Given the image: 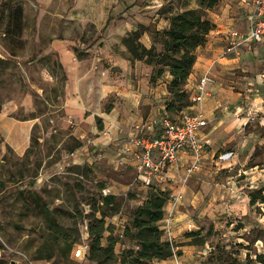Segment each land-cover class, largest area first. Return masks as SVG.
I'll use <instances>...</instances> for the list:
<instances>
[{
  "label": "rangeland",
  "instance_id": "374dc122",
  "mask_svg": "<svg viewBox=\"0 0 264 264\" xmlns=\"http://www.w3.org/2000/svg\"><path fill=\"white\" fill-rule=\"evenodd\" d=\"M132 1L0 0V111L19 121L34 122L29 147L22 157L0 144V264H90L85 259H72L71 251L78 245L87 247L85 229L91 217L104 213L109 224L112 216L131 212L138 201L134 194L147 192L140 185L141 191H137L133 177L121 181L119 170L105 162L70 165L65 172L58 169V165L70 164L64 156L81 141L70 135L76 126L62 109L71 68L66 61L64 65L58 62L57 54L67 60L65 52H53L52 45H70L68 49L78 59L97 56L95 49L104 22L107 16L114 17L118 5L124 11L135 5L138 13L148 12L145 6L150 0ZM157 2L162 5L155 4V13L199 5L198 0ZM223 2L219 0L206 16ZM252 51L241 62L246 66L247 81L264 74V51L257 56ZM260 78L264 80V76ZM259 90L264 96V88ZM248 122L250 129L242 130L241 135H247L257 124L256 119ZM95 124L99 127L100 121L96 119ZM257 133L259 140L251 142L255 150L243 156L241 165L264 162V131ZM110 182H122L127 187L113 196V204L98 205L102 188ZM254 190L243 188L239 196L245 201L239 198L231 210L211 211L201 225L194 217L197 228L203 234L210 228L211 235L203 246L193 245L204 254L197 255L196 263L191 264H202L216 244L236 252L240 262L247 254L252 259L255 254H264V204L249 205V194ZM64 238L72 242L70 250ZM62 250H66L65 255ZM176 250L182 254L181 249ZM48 254L52 255L48 261L38 259ZM173 260L180 264L177 255Z\"/></svg>",
  "mask_w": 264,
  "mask_h": 264
},
{
  "label": "crops",
  "instance_id": "0c3cea01",
  "mask_svg": "<svg viewBox=\"0 0 264 264\" xmlns=\"http://www.w3.org/2000/svg\"><path fill=\"white\" fill-rule=\"evenodd\" d=\"M155 4L162 5L157 0H150L145 6L147 13H138L135 5L125 11L118 5L114 17L107 16L104 22L102 38L95 49L98 55L92 58H76L68 49V44L52 45L53 52V49L65 52L67 60L57 54L58 62L64 65L66 61L71 68L72 74L67 81L62 109L76 126L70 135L81 141V145L73 150L75 155L69 157L68 153L64 159L70 160V165L105 162L114 170H119L121 181L133 177L137 191H141V187L145 188L135 180L132 165L115 167L111 163L121 142L132 133V125L165 113L164 103L169 98L167 85L170 76L164 72L151 80L152 67L144 59L133 58L122 40L141 27H149L150 30L167 28L168 17L173 11L161 17L154 12L157 7ZM208 19L214 27L206 36L204 45L196 49L195 62L184 86L192 94L197 80L207 74L208 95L203 99L207 125L199 131V135L207 139L208 144L203 149L198 170L183 186V200L175 210L168 232L164 231V217L159 222L163 238L181 244L177 247L182 251V254L177 255L180 264L196 263V256L204 254L195 250L196 246L188 245L189 238L185 237V233L198 229L194 217L199 219L201 225V220L211 211L231 210L240 201H245L243 195L239 196L243 194V188L264 190V162L261 165L258 162L241 165L243 156H250V151L255 150L251 144L252 139L259 140L257 132L264 131V96L260 95L262 92L259 90L264 88V80L260 78L264 74H256L254 78L244 80L246 66L241 62L251 52V48L256 56L260 50L264 51V43L244 45L238 58L223 56L227 32L248 31L249 22L242 0H224L217 11L208 15ZM150 30H142L138 38V42L146 49L152 45ZM84 66L86 70H82ZM99 68L102 69L99 71ZM227 108L230 110L226 111ZM196 110L197 107L192 105L188 111L193 113ZM8 114L5 110L0 111L1 144L10 148L16 156L22 157L29 147L34 122L19 121ZM96 119L100 121L99 127L95 124ZM251 119L257 121L254 129L247 135H241L242 130L250 129L251 123L248 121ZM224 152L232 153L231 158L218 162L216 157ZM96 154H99V158L90 161ZM189 160L188 154L181 155L179 169L172 170L171 180L162 186L166 192L179 189L178 178L183 176ZM106 187L116 195L127 186L122 182H110ZM134 196L139 201L143 200L145 190ZM169 209L170 204L167 202L164 215ZM128 221L129 214L109 219L113 235H117L120 240L122 228ZM109 235L108 231L104 232L102 245L107 243ZM124 247L122 242H116L115 252L119 253ZM155 264L175 262L172 257Z\"/></svg>",
  "mask_w": 264,
  "mask_h": 264
},
{
  "label": "trees",
  "instance_id": "16d2710c",
  "mask_svg": "<svg viewBox=\"0 0 264 264\" xmlns=\"http://www.w3.org/2000/svg\"><path fill=\"white\" fill-rule=\"evenodd\" d=\"M198 1L197 8L182 9L179 12L168 8L159 12L158 14L163 17L166 13L173 11L168 17L167 28L150 30L152 45L148 49L138 42V38L142 30L149 31V27H141L122 40L133 58L144 59V62L152 67L151 80L168 72L170 76L167 85L169 98L164 104L165 114L172 122H177L184 112H189L192 106L191 94L185 90L184 86L195 62L196 49L204 45L206 36L214 27L206 16V11L219 0ZM202 6H204L203 9ZM156 41L160 44V49L156 48ZM145 189L147 192H145L144 199L137 201L129 213L128 223L122 228V240L117 235H113L111 226L106 223L104 213L99 217L97 215L91 217L85 229L88 243L84 255V259L90 264H155L180 254L176 248L181 244L164 239L163 230L159 227V222L164 217L168 192L154 185ZM113 196L112 192L107 196L101 195L97 204L111 205ZM257 203L264 204V190L262 189H256L249 194V205L254 206ZM106 231H109L110 235L107 237V243L102 245L101 240ZM209 235H211L210 228L204 234L201 229L185 233V237L189 238L188 245L203 246ZM116 242H122L125 245L119 253L115 252ZM63 243L67 246V250H70L72 242L64 238ZM62 253L65 255L66 250H62ZM235 255L236 252L216 244L202 264H264L262 253L255 254L253 259L247 254L244 262H240ZM51 256L48 254L38 259L48 261Z\"/></svg>",
  "mask_w": 264,
  "mask_h": 264
},
{
  "label": "built area",
  "instance_id": "2783aa9c",
  "mask_svg": "<svg viewBox=\"0 0 264 264\" xmlns=\"http://www.w3.org/2000/svg\"><path fill=\"white\" fill-rule=\"evenodd\" d=\"M248 17L249 28L247 32L230 30L225 37L223 56L238 58L241 49L246 44L264 43V0H242ZM207 74L202 75L195 85L190 96L192 105L197 107L195 112H184L177 122H172L163 113L160 117H151L132 125V133L121 142L112 165L121 167L131 164L135 170V180L144 188L158 186L161 190L171 180V171L178 170L180 157L188 154L190 160L184 168L183 176L178 178L179 189L167 193V202L170 209L164 215V231L168 232L173 221L175 210L183 200V186L191 175L198 170L203 149L208 144L207 139L199 135V131L206 127L207 122L203 110V99L208 95ZM75 153H69V157ZM99 154L90 159H98ZM232 156L230 152H224L216 157L219 162H225ZM70 164L58 165L61 172ZM111 194L108 187L101 190L102 196ZM87 247L78 245L72 251L73 259H84ZM177 264V261L175 262Z\"/></svg>",
  "mask_w": 264,
  "mask_h": 264
}]
</instances>
